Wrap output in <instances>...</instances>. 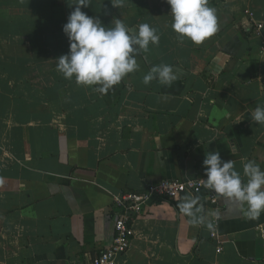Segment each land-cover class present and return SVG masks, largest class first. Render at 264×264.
<instances>
[{"label": "crops", "instance_id": "obj_1", "mask_svg": "<svg viewBox=\"0 0 264 264\" xmlns=\"http://www.w3.org/2000/svg\"><path fill=\"white\" fill-rule=\"evenodd\" d=\"M74 2L0 0V264L92 258L113 242L115 196L205 178V152L232 160L245 182L247 161L264 170V125L252 120L264 106V0H209L218 29L199 45L172 30L167 0H90L82 10L106 26L148 23L160 36L105 94L57 71ZM156 64L173 67L171 86L143 83ZM185 195L199 197L198 222L179 210ZM246 211L206 193L151 201L119 263L264 264V212Z\"/></svg>", "mask_w": 264, "mask_h": 264}, {"label": "clouds", "instance_id": "obj_2", "mask_svg": "<svg viewBox=\"0 0 264 264\" xmlns=\"http://www.w3.org/2000/svg\"><path fill=\"white\" fill-rule=\"evenodd\" d=\"M167 3L171 7L172 30L181 41L187 38L199 45L217 32V15L209 0H167ZM73 4L75 8L63 26L69 51L56 59L57 71L67 80L75 78L78 85L97 86L95 90L105 94L129 73L138 70L136 54L147 52L150 44L158 45L160 36L148 23L133 30L122 19H116L113 26H106L100 18L82 10L91 5L90 0H75ZM154 79L161 85L171 86L177 77L171 65L156 64L144 75L143 83L149 85ZM252 120L264 125V106L255 108ZM203 165L205 188L240 205L246 204L248 217L264 212V170L255 160L243 164L246 182L234 162L223 161L219 151L205 152ZM198 200V196L185 195L178 204L180 212L192 217L194 223L198 222L195 213L200 211L196 207Z\"/></svg>", "mask_w": 264, "mask_h": 264}, {"label": "built area", "instance_id": "obj_3", "mask_svg": "<svg viewBox=\"0 0 264 264\" xmlns=\"http://www.w3.org/2000/svg\"><path fill=\"white\" fill-rule=\"evenodd\" d=\"M256 31L263 27L261 22H255ZM205 178L163 179L149 183L141 192H125L115 196L116 217L114 222L115 235L112 244L86 261H73L70 264H120L119 258L127 253L133 238V220L144 211L151 201L177 200L184 193H206L211 203L217 204L221 195L204 187ZM264 239V227L260 229ZM210 235L218 242L217 251L222 250L219 234L214 221Z\"/></svg>", "mask_w": 264, "mask_h": 264}]
</instances>
